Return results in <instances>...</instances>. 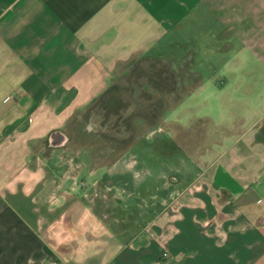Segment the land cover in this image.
Here are the masks:
<instances>
[{"label": "crops", "instance_id": "0c3cea01", "mask_svg": "<svg viewBox=\"0 0 264 264\" xmlns=\"http://www.w3.org/2000/svg\"><path fill=\"white\" fill-rule=\"evenodd\" d=\"M205 90L218 118L143 124ZM0 264H264V0H0Z\"/></svg>", "mask_w": 264, "mask_h": 264}, {"label": "rangeland", "instance_id": "374dc122", "mask_svg": "<svg viewBox=\"0 0 264 264\" xmlns=\"http://www.w3.org/2000/svg\"><path fill=\"white\" fill-rule=\"evenodd\" d=\"M175 52H178V50L175 49ZM209 62H211V60H210V56L208 55V53L200 52L196 57L195 68L200 69L201 74L206 76L205 78H206L207 83L209 85H215V86L217 85L220 87V84L222 85V82H223V81H221V79H217V78L212 79L210 77L208 78V76L212 73V71L209 67V65H210ZM243 80L247 81V83L249 82V79H243ZM211 90H214V88H211L210 91ZM206 94H208V93L205 90V91H202V92L197 93V94L185 96L183 98L184 101H182V99H181V101H178L177 103L176 102L171 103L173 98H172V95H170V96H168V101H170L171 105L160 106V110L156 104L159 101H163L166 104L167 101H166V97L164 94L162 95L160 93H155V94L152 93L150 100L146 99L145 95H143V98H142L143 105H141V117L143 119V124L148 126V127L150 126L151 123L149 124V122H151L152 119H154L152 116V112H153L157 117V119L155 121L156 125L154 127L149 128V129H152L154 131H159V132L163 131V133L171 136L172 135L171 131L169 129H167V127H166V125L168 123H172V122L177 123L178 122L180 124L188 126L194 118H202L205 116H209L208 114H212V115L216 116V118H218L217 110H216V108H213L215 105V102L213 101V97L212 96L209 97V99L207 101L204 99L205 102H203V100L201 101L202 97L203 96L205 97ZM175 98H176V95L174 96V99ZM152 103H153V105H151ZM187 107L193 108L190 112L195 114L194 118L189 116V113L186 110ZM204 125L205 124L201 123L197 127V130L201 131V128L204 127ZM144 128H145V126L142 127L141 129H144ZM200 131H197V132L199 133ZM197 136H198L197 134H193V136H191V138L197 137ZM143 144H144V142H140L139 146L141 147ZM164 145H165L164 142L156 143L154 146V155H152L150 158L149 157L144 158L143 159L144 163H139L138 166L135 167L136 169H138V167H140L142 165L144 166V164H145L147 169L145 168L146 172L143 170V172H145V173L142 172V174H141V179H142L143 184L140 187V189L136 190L137 193H136L134 200L139 201L140 200L139 198H141V196H145L146 194H149L150 192L154 193V194L156 193V195L158 197L165 196L164 195L165 191L157 190V192H155L152 189H147L145 186L148 183L146 181H148L149 177H150L148 172H147L149 169H152V171L154 173H156V174L158 173V175H159L161 172H166L167 168H169V170H170L172 163H173V168L175 167V165H174L175 160L178 158L174 157V159H170L171 157H167V156H169V152H167L164 149L165 148ZM197 160H198V162H195L194 165L195 166L198 165V167L201 168L202 167L201 163L205 160H209V158L207 155H204V156L198 157L196 159V161ZM189 162H191V161H189ZM174 174H176L175 170H174ZM117 177H118V180L121 178L120 176H117ZM122 178L126 179L128 182H131L132 175H130V174L123 175ZM180 178L185 179V175L181 173ZM123 184L124 183L122 181H120V180L118 181V185L120 187L123 186ZM149 188H151L150 185H149ZM125 189L127 192H129L131 194H133V192H134L132 183L126 185Z\"/></svg>", "mask_w": 264, "mask_h": 264}, {"label": "flooded vegetation", "instance_id": "af4514ba", "mask_svg": "<svg viewBox=\"0 0 264 264\" xmlns=\"http://www.w3.org/2000/svg\"><path fill=\"white\" fill-rule=\"evenodd\" d=\"M153 105V104H152ZM157 106H158V108H159V110H160V106H164L165 105V102H163V101H159L157 104H156ZM127 106H129V105H127ZM183 143H182V140L180 139V138H178L177 139V141H175L173 144L171 143V145L168 147V148H166L167 150V152H171L172 150V152H175V151H178V152H180V148H181V145H182ZM165 146V145H164ZM176 148H174V147ZM171 152V153H172ZM171 179L172 180H176L175 179V177H171Z\"/></svg>", "mask_w": 264, "mask_h": 264}]
</instances>
